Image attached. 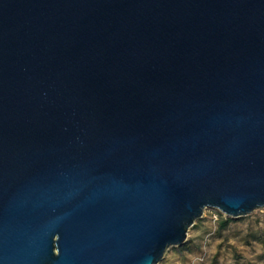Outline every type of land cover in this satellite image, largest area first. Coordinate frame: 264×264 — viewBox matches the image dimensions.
<instances>
[{
  "label": "water",
  "instance_id": "water-1",
  "mask_svg": "<svg viewBox=\"0 0 264 264\" xmlns=\"http://www.w3.org/2000/svg\"><path fill=\"white\" fill-rule=\"evenodd\" d=\"M205 208H264V0H0V264H158Z\"/></svg>",
  "mask_w": 264,
  "mask_h": 264
},
{
  "label": "rangeland",
  "instance_id": "rangeland-1",
  "mask_svg": "<svg viewBox=\"0 0 264 264\" xmlns=\"http://www.w3.org/2000/svg\"><path fill=\"white\" fill-rule=\"evenodd\" d=\"M220 219L230 220L221 230ZM158 264H264V208L236 218L205 208L185 243L168 248Z\"/></svg>",
  "mask_w": 264,
  "mask_h": 264
},
{
  "label": "trees",
  "instance_id": "trees-1",
  "mask_svg": "<svg viewBox=\"0 0 264 264\" xmlns=\"http://www.w3.org/2000/svg\"><path fill=\"white\" fill-rule=\"evenodd\" d=\"M229 222H230L229 219H224V220L220 219V222H219V224H218V228H219L220 230L223 229L224 227H226V225H227Z\"/></svg>",
  "mask_w": 264,
  "mask_h": 264
}]
</instances>
